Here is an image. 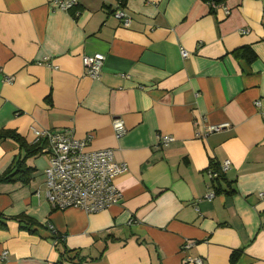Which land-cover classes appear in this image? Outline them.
<instances>
[{"label":"crops","instance_id":"crops-1","mask_svg":"<svg viewBox=\"0 0 264 264\" xmlns=\"http://www.w3.org/2000/svg\"><path fill=\"white\" fill-rule=\"evenodd\" d=\"M121 3L61 11L0 0V130L38 148L28 171L0 183V264H230L238 250L237 264H264V0ZM118 7L128 28L111 16ZM93 54L104 56L97 79L82 65ZM32 129L91 135L90 150H112L127 165L118 203L53 209L50 153ZM25 156L1 140L0 176Z\"/></svg>","mask_w":264,"mask_h":264},{"label":"built area","instance_id":"built-area-1","mask_svg":"<svg viewBox=\"0 0 264 264\" xmlns=\"http://www.w3.org/2000/svg\"><path fill=\"white\" fill-rule=\"evenodd\" d=\"M49 3L61 11H68L76 5V0H49ZM208 6L215 9L223 5H216L213 0H210ZM224 14L228 15L226 8H224ZM111 16L124 28H128L131 24L130 16L121 7L113 10ZM180 55L186 58L188 53L180 49ZM103 62L104 56L101 54L82 57L85 74L92 79H97L100 76ZM12 80V77H9L5 79V82L10 83ZM255 104L258 106L259 102ZM112 129L117 138L125 132L120 119L112 121ZM219 129L221 127H212L208 129V132ZM32 133L36 141L43 139L46 142L50 153L48 166L44 170L45 196L53 209L63 211L74 208L92 214L118 203L120 194L115 186V180L126 174L127 165L117 163L112 150H90L88 146L92 140L91 135H87L84 139H76L71 131L51 134L32 129ZM171 141L172 138L169 136L161 138L162 145H167ZM228 165L227 161L222 164L223 172L226 171ZM212 176L216 175L212 174ZM213 195L210 192L206 200L211 201ZM190 247V243H185L182 249L187 250ZM186 261L201 264L200 259L187 258Z\"/></svg>","mask_w":264,"mask_h":264},{"label":"trees","instance_id":"trees-1","mask_svg":"<svg viewBox=\"0 0 264 264\" xmlns=\"http://www.w3.org/2000/svg\"><path fill=\"white\" fill-rule=\"evenodd\" d=\"M122 3L124 4L123 1L121 0ZM210 0H206L208 3ZM223 0H213V2L218 5L221 4ZM212 10V8H210ZM249 51V52H248ZM246 59L248 61H251L253 59V55L251 54L250 50H246ZM6 139H11L14 142L18 144V146L26 151V156L23 157L22 159H18L17 161L14 162L11 168H9L2 176H0V183H10L14 181V176L18 173H23L25 171H28L29 169L26 168L24 162L25 159L28 156L35 155L37 153V146L34 145H27L23 139L15 132L11 130H0V141L1 140H6ZM8 220L7 218H4L0 215V225H4V221ZM24 221V220H23ZM26 221V220H25ZM241 251H234L230 255V264H237L238 258L240 256ZM72 259L74 257L71 256Z\"/></svg>","mask_w":264,"mask_h":264}]
</instances>
